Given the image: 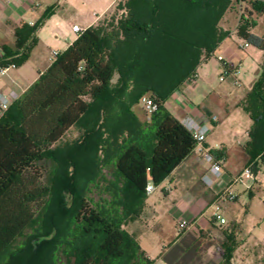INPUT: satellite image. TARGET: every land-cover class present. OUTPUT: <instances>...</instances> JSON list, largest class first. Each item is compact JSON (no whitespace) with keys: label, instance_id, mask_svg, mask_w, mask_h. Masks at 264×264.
<instances>
[{"label":"trees","instance_id":"trees-1","mask_svg":"<svg viewBox=\"0 0 264 264\" xmlns=\"http://www.w3.org/2000/svg\"><path fill=\"white\" fill-rule=\"evenodd\" d=\"M118 3V9L125 15L81 32L0 119V264H154L126 230L125 222L138 215L148 184L162 183L195 149L193 135L164 108V102L182 82L195 75L203 57L210 59L231 36L219 23L233 0H118ZM236 4L241 7L237 37L264 52V36L254 33L259 19L264 17V0H236ZM184 10L189 16L191 11L200 10L205 14L203 18H211L214 40L189 49L186 64L181 65V71L172 73L169 83L149 77L136 80L139 69L148 68L151 62L149 57L153 53L148 44L162 43L164 38L181 34L190 36L185 31L190 26L185 27L177 19L178 12ZM54 12L55 7H50L40 22L17 29L16 53L0 60V65L25 64L38 44L39 29ZM116 72L121 74L119 92L127 91L130 84L139 89L132 106L147 92H153L159 101L160 108L151 116L147 130L134 121L136 132L122 129L111 133L108 140H102L104 133L97 130L86 132L81 142L69 150L71 156H60L58 148L62 140L73 128L81 126L92 113L93 105L112 90ZM241 107L253 123L246 148L252 163L264 154V80L253 87ZM99 108L102 112L105 105L100 104ZM127 110L133 117L131 105ZM94 133L96 137L92 139ZM98 135L96 156L107 150L106 157L115 166L116 182L106 190L110 198L95 202L87 195V183L80 185L76 181L78 165L73 154L89 150ZM48 157L65 162L60 182L71 183L70 186L65 185V189L59 186L54 191L44 185V164ZM97 160L99 167L103 159ZM41 212L44 215L37 233L13 248ZM190 238L185 245H170L162 259L168 264H189L188 257L192 256L191 264H195L194 255L200 252L204 238L196 235Z\"/></svg>","mask_w":264,"mask_h":264},{"label":"rangeland","instance_id":"rangeland-1","mask_svg":"<svg viewBox=\"0 0 264 264\" xmlns=\"http://www.w3.org/2000/svg\"><path fill=\"white\" fill-rule=\"evenodd\" d=\"M64 1L65 4L63 5H61V1L55 3V13L45 22L44 27L51 35L57 31L52 19L57 12L59 21L71 19L79 23H84L85 20H91L95 17V13L100 12V8L105 2L109 4L113 0ZM114 2L116 1L114 0ZM118 4L117 0L115 9L109 16L103 18V22H112L113 18L119 19L122 15H125L124 11L118 9ZM232 4L233 5H231L219 23L220 28L230 32L236 29L235 27L241 18V11H239L241 7L236 4V0H233ZM242 5L243 9H246L247 5L245 3ZM43 9L46 11L48 9L47 5H45ZM178 13H180L177 16L179 23L184 22L185 27L190 26L189 30H185L191 33L190 36H182L181 34L178 37L164 38L162 43L157 44L154 42L150 45L148 44L150 53L151 49L153 53V55L151 54L152 56L149 57L151 62L148 64V68L139 69L136 80L141 81L145 77H149L154 81L158 78L161 83H169L170 76L173 75L172 73L181 71V65L186 64L184 59L189 49L191 50L195 45H207L210 41L214 40L216 33L211 18H203L205 14L200 10L191 11L190 16L187 14V10L179 11ZM41 19H39L37 23L40 22ZM177 19L174 20L176 21ZM187 23H189V25ZM182 30L183 27L181 26V31ZM254 33L264 35V17L259 19L258 26L254 29ZM215 52L216 54L209 60V67L206 75L207 80L213 83V85L217 82L222 83L219 80L225 74V69L218 60L219 51ZM241 52L245 53V56L236 61L235 69L237 71V77L242 82L243 86L239 87L233 85L232 89H228L226 94L222 93L221 95L222 100H224V103L227 105L228 113L222 114L220 120L224 121L228 114L231 116V120L227 122L225 128L226 135L229 136L239 130L243 133L248 132L251 121L249 116L242 109L241 104L253 87L264 80V59L258 64L255 61V57L247 55L243 49H241ZM227 79L232 82L231 76ZM121 87L122 85L120 82L118 85L112 86V90L105 98L93 105L92 113L84 120V123L79 127L73 128L64 137L58 148L60 150V156L64 158L71 156L69 150L72 149L76 143L81 142L86 132H95V130H97L104 133L102 140L105 138L108 140L111 133H118L122 129L127 128V130L130 129L136 132L138 128L135 122L139 123V128L147 130L150 119L143 109L141 99L137 101L135 105L132 106L131 104L134 99H136L139 89H137V86L132 87V84H130L127 91L121 90V92H119ZM146 95L153 96V92H147ZM100 104L105 105L102 112L99 110ZM130 105L133 117L130 116L127 110ZM109 113L111 114L108 116ZM93 137H96L95 133L92 134L91 138L93 139ZM121 139L123 140V138ZM122 140H120V142ZM94 142L95 143L89 147V150L82 149L81 151H77L76 155H73L75 157L74 161L78 165V167L76 165L77 168H75L76 181L80 183V185L87 183L85 187L87 195L96 202L100 201L102 198H110V194L106 190L110 187L111 183L116 181L115 166L111 158L106 157L108 153L107 150L100 151L99 155L96 156L95 149L99 142V135L97 139L94 138ZM101 144L103 143H100V149H102ZM233 149L232 157L227 161V168L230 174V180L228 182L231 184L237 180L233 185V192L235 194L240 193L241 196L239 203L233 206V210L230 213V234H227L226 229L220 230L217 234H205V236H203V243L200 245L203 248L201 247L198 250L203 253V262L206 264H264V200L262 196L264 195V189L259 184H255L254 188H246L249 177L245 173V162L236 157L237 155L239 156L240 147L235 146L234 142ZM64 155H67V157ZM99 157L103 159V161L98 167L97 159H99ZM63 163L65 162L57 161L56 157H48L44 164V185L52 190L54 189V191L58 190L59 186L60 189H65V185L70 186L71 184L60 182V177L63 174L62 172L65 170V167L63 168L62 166ZM176 175L175 183L179 189L178 195L182 198L184 197L185 191L181 186L186 182L179 179L178 175H180V173ZM168 184H170L169 180H164L158 185L155 184L156 191L146 195L143 206L137 210L138 215L130 216L126 220L124 226L129 234L136 239L142 250L149 253L154 264H168L164 259L160 258V254L165 247H170L179 236L175 220L170 213L175 201L173 197L166 194V187ZM145 204L150 206L151 209L147 211L146 214L147 220L144 233L141 236H137L135 227L139 225L135 223H137L141 217L145 216ZM43 215L44 212H41L37 216L35 222L15 241L13 248L21 246L28 238L33 237L37 233L40 229Z\"/></svg>","mask_w":264,"mask_h":264},{"label":"crops","instance_id":"crops-1","mask_svg":"<svg viewBox=\"0 0 264 264\" xmlns=\"http://www.w3.org/2000/svg\"><path fill=\"white\" fill-rule=\"evenodd\" d=\"M57 1H61V5L65 4L64 0H31L32 3L30 4H25L22 1L9 3L7 0H0V45L2 46L0 60L12 53H16V30L21 28L24 24H29L31 26L36 24L37 21L42 18L43 12L47 11H44V6L47 5L48 9L50 7H55ZM115 1L116 2L113 0L109 4L105 2L100 8V12L95 13V17L91 20H85L84 23H79L71 19L59 21L57 12L52 18L54 27H56L57 31L52 35L49 34L44 27L45 24L39 29L37 33L38 44L32 50L29 60L22 66L11 69L6 75L0 77V92L4 94L15 93L17 95V100L20 99L53 64L52 52L54 50L58 51L60 54L65 52L77 40L81 32L85 31L87 28L97 27L106 23L107 21L103 22L102 20L109 16L115 9L117 0ZM33 3H38L39 6H35ZM74 25L81 27L82 31L80 33L75 32L73 29ZM242 41L243 40L237 37L235 29L231 32V36L226 38L216 49V51H219L218 57L223 56L228 62L230 69L233 71H236V61L245 56V53H242L240 49ZM244 51L247 55L255 57V61L258 64L264 59V52L255 47L251 46ZM214 54H216V52ZM209 60L210 59H205L203 57L195 75L182 82L179 88L175 89L164 102V108L177 119L182 121L185 116L190 115L211 128L206 145L209 147L220 145V148L215 150V152L223 159L224 171L222 177L215 179L212 186H208L203 179L208 173V167L200 163L198 154L193 151L166 179L169 180L170 183L166 187V194L173 197L175 201L170 213L175 220L177 229L181 220H188L190 222V226L185 231L180 233L178 230L179 236L175 242L171 244L174 246L175 244L185 245V243L189 242L192 235H196L197 238H200L205 236V234H217L222 229H226L227 234H230V213L233 210V206L239 203L241 194H236L237 200L234 202L221 199L220 195L222 191L233 184L228 182L230 180V174L227 168V161L232 157V152L234 150L233 142L235 146L240 147L239 156L237 155L236 157L245 162V167L251 164L257 165L256 162H259L260 158L250 163V158L246 151L250 141L249 131L253 124L251 119L248 132L243 133L239 130L230 136L226 135L225 128L227 122L231 120V116L228 114L224 121L220 120L222 114L228 113L227 105L224 103V100H222L221 95L222 93L226 94L228 89H232L234 82L233 79L232 82H230L229 79L225 81H221L220 79L219 81L222 83L217 82L213 85V83L208 81L206 75L209 67ZM220 64L222 65L221 62ZM120 77L121 74L116 72L111 81V85H118ZM242 86L241 82L239 87ZM14 101L16 100L11 101V105ZM5 112L6 111H3L0 107V119ZM214 116L218 118V122L212 121V117ZM178 173H180V175H178L179 179L186 182L181 186L185 191L184 197L182 198L178 195L179 189L175 183L176 174ZM255 184L259 183L255 182L253 179H249L246 188H254ZM262 196L264 200V195ZM216 205L221 206L223 215L227 219V223L224 225L213 220L214 208ZM150 209L151 207L146 205L144 209L145 216L141 217L139 221L135 223L139 225L135 227L137 236H141L145 231L146 214ZM169 248V246L164 248L163 252L160 254V258H162V255L167 252ZM182 255L184 257V254ZM147 256L150 258L149 253H147ZM191 257H188L189 264H191ZM194 260L196 262L195 264H206L203 262L204 255L202 252H196Z\"/></svg>","mask_w":264,"mask_h":264},{"label":"built area","instance_id":"built-area-1","mask_svg":"<svg viewBox=\"0 0 264 264\" xmlns=\"http://www.w3.org/2000/svg\"><path fill=\"white\" fill-rule=\"evenodd\" d=\"M9 3H13L15 1H22L25 4L32 3L31 0H7ZM35 6H39L38 3H33ZM74 31L80 33L82 28L78 25H74ZM251 45L246 41H242L240 44V49L247 50ZM2 51V46L0 45V53ZM60 53L58 51L52 52V60L53 62L58 58ZM219 61L223 64V68L225 69L224 76L221 77V81H225L228 77H232L234 85L240 86L241 81L237 77V72L230 69V66L226 59L223 56L218 57ZM17 66L15 64L10 65H0V77L6 75L11 69H16ZM12 100H17V95L15 93L4 94L0 92V107L3 111H7L11 105ZM141 103L143 105V109L148 116H151L156 113L160 108V103L154 96H143L141 98ZM212 121L218 122V118L216 116L212 117ZM182 123L184 126L191 132L193 135L196 146L194 151L198 154L200 163L208 167V173L204 176V181L208 186H212L215 182V179L222 177L223 175V159H221L215 152V150L220 148V145H216L215 147H209L206 145L207 137L211 128L204 123L196 120L194 117L187 115L183 118ZM259 163L261 165L251 164L245 168V173L249 177V179H253L255 182L259 183L260 186L264 188V154L259 158ZM262 166V167H261ZM237 180L234 181L236 183ZM230 185L224 191H222L220 197L226 201L234 202L237 200V195L233 192V185ZM156 191V185L153 182H150L146 188L147 194H152ZM213 220L221 225L227 223V219L223 215V211L220 205H216L214 208ZM190 226V222L188 220H181L178 224V230L180 233L185 231Z\"/></svg>","mask_w":264,"mask_h":264}]
</instances>
